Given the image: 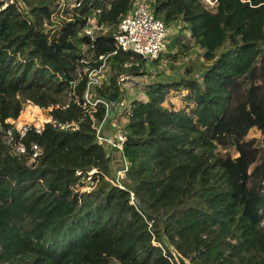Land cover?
Returning <instances> with one entry per match:
<instances>
[{
    "label": "trees",
    "instance_id": "obj_1",
    "mask_svg": "<svg viewBox=\"0 0 264 264\" xmlns=\"http://www.w3.org/2000/svg\"><path fill=\"white\" fill-rule=\"evenodd\" d=\"M76 1L0 0V264H177L162 236L198 264H264V0H145L173 70L124 107L117 74L144 73L113 39L133 0ZM183 51L201 60L174 64ZM101 53L111 73L89 99L108 103L105 116L77 77ZM26 103L47 120L19 138L13 128L16 153L2 135Z\"/></svg>",
    "mask_w": 264,
    "mask_h": 264
},
{
    "label": "built area",
    "instance_id": "obj_2",
    "mask_svg": "<svg viewBox=\"0 0 264 264\" xmlns=\"http://www.w3.org/2000/svg\"><path fill=\"white\" fill-rule=\"evenodd\" d=\"M207 6H211L215 0H204ZM79 3V0L74 2L75 5ZM98 8L94 10L97 12ZM101 26V25H100ZM95 19L92 15H88L86 18V25L82 28V30L89 35L90 38H93V32L95 30ZM167 34V28L164 25L163 21L154 16L148 8L145 0H133L131 9L126 14L122 15L117 22V30L113 34V39L115 40L116 48L129 50L135 54H139L142 58L155 59L158 58L162 51L165 50V38ZM109 53L98 54L97 59L100 60V63L96 67L89 68L88 66H83L82 69L78 70L77 77H80L81 74L87 77L85 89L83 92V98L86 102L90 104V106H94L95 103H101L104 106V116L108 110V103L102 99L94 98L90 100V92L89 86L92 84H96L101 82L103 79L104 71L106 68L105 58ZM83 62H85L83 60ZM77 78L73 80L75 82ZM129 79H132L130 74H119L116 77V82L119 85H123L124 83L128 84L131 82ZM144 84V82H142ZM125 85V84H124ZM84 103V102H83ZM27 106H33L35 108H41L35 104L26 103L23 105L21 111H27ZM128 110V109H127ZM125 111L127 114L128 111ZM44 113V112H43ZM19 115V114H18ZM17 119V117H16ZM16 119L14 121H16ZM47 120L45 117L41 123L35 124L32 121L29 122H21L20 124H16L14 121L12 125L8 126L4 133L3 138L6 142L11 143L13 147V151L16 153L24 152L25 147L19 140H14L13 138V128L18 132V138L23 135V133L29 129L33 128L35 131L40 130L43 122ZM100 123L95 125L94 133L95 136L100 140H106L113 145L120 147L121 141L124 139V135L120 132L115 133V138L105 136L103 133L99 131ZM30 158H34L39 154L40 150L36 143H32L30 145ZM123 167L116 170L117 175H121L126 168V161L123 162ZM93 169L88 170L87 172L90 174L93 172ZM264 194V187L262 190ZM130 201H132L130 199ZM259 223L264 226V203L261 207H259Z\"/></svg>",
    "mask_w": 264,
    "mask_h": 264
},
{
    "label": "rangeland",
    "instance_id": "obj_3",
    "mask_svg": "<svg viewBox=\"0 0 264 264\" xmlns=\"http://www.w3.org/2000/svg\"><path fill=\"white\" fill-rule=\"evenodd\" d=\"M204 4V0H201ZM205 5V4H204ZM56 20V19H55ZM167 50V49H166ZM198 51V50H197ZM164 52V53H163ZM163 54V56H162ZM165 55V50L162 51L160 57L158 60H151L148 58H144L141 60V67L139 70H143L144 73H133L129 70H124L119 72L117 75L119 74H130L132 79H129L131 82L128 84L124 83L122 85V91H123V99H125V96L127 97L125 99V102L123 99H121L120 105H122V107L125 106V104H127L128 99L130 98V96L133 95H137L139 92H141L140 87L143 85L142 82L147 83L149 81H154V80H159V79H163L165 80V76L166 74H171L172 72V66H169V64L172 62L171 59ZM195 58H198L199 60H201V56L200 54L194 52H186L183 51L181 56L176 60H173L174 64H182L183 62H186L187 60H194ZM176 71V70H175ZM180 71H182V69H180ZM111 73V68L109 70L108 66H106L105 71H104V75L103 78H106L109 74ZM179 93L177 92H171L168 96V100H170L173 105L175 107L181 105V101L179 99ZM129 102V101H128ZM125 103V104H124ZM120 105L116 104L115 108H118L117 111L119 112L121 110V107H119ZM27 111L25 112H20L19 115L17 116L16 121H14L16 124H20L21 122H29L32 121L35 124H39L42 122V120L46 117V114L43 113V108L41 110V108H35L33 106H27ZM129 111V110H127ZM115 118V117H113ZM116 119V118H115ZM115 119H112L110 121V125L109 126H114V125H118L119 123L116 122ZM119 130V129H117ZM258 137L259 136V131L251 126V127H247L245 130V137ZM219 151L221 153H230L231 155H236V152L233 150V148L231 147H226V148H221L219 147ZM114 160H111L110 165L113 168L115 166V164L118 163V159L116 157H112Z\"/></svg>",
    "mask_w": 264,
    "mask_h": 264
},
{
    "label": "water",
    "instance_id": "obj_4",
    "mask_svg": "<svg viewBox=\"0 0 264 264\" xmlns=\"http://www.w3.org/2000/svg\"><path fill=\"white\" fill-rule=\"evenodd\" d=\"M139 55V54H138ZM164 244L167 246L169 251L171 252L175 262L177 264H198L193 261H190L186 256L181 254L179 251H177L174 246L165 238L162 236Z\"/></svg>",
    "mask_w": 264,
    "mask_h": 264
},
{
    "label": "crops",
    "instance_id": "obj_5",
    "mask_svg": "<svg viewBox=\"0 0 264 264\" xmlns=\"http://www.w3.org/2000/svg\"><path fill=\"white\" fill-rule=\"evenodd\" d=\"M116 112L118 113V111L116 110ZM113 119H115V118H113Z\"/></svg>",
    "mask_w": 264,
    "mask_h": 264
}]
</instances>
